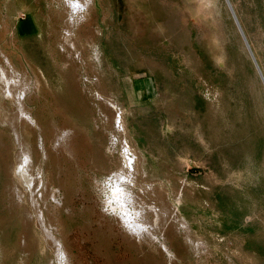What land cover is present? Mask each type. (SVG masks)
Masks as SVG:
<instances>
[{"label": "rangeland", "instance_id": "1", "mask_svg": "<svg viewBox=\"0 0 264 264\" xmlns=\"http://www.w3.org/2000/svg\"><path fill=\"white\" fill-rule=\"evenodd\" d=\"M67 1L0 0V264H64L46 230L70 264H264V0Z\"/></svg>", "mask_w": 264, "mask_h": 264}, {"label": "bare ground", "instance_id": "2", "mask_svg": "<svg viewBox=\"0 0 264 264\" xmlns=\"http://www.w3.org/2000/svg\"><path fill=\"white\" fill-rule=\"evenodd\" d=\"M68 3H69V5L71 6L70 8L71 9H74V10H76V9H78V8H80V9H82L83 7H86L87 5H89V3L90 2H93V1H90V0H74V1H72V0H68L67 1ZM76 5H78V6H76ZM79 9V10H80ZM84 9V8H83ZM73 11V10H72ZM74 12V11H73ZM72 12V13H73ZM77 12V11H76ZM75 13V12H74ZM77 14V13H76ZM71 17V16H70ZM75 17V16H74ZM82 18V17H81ZM75 19V18H74ZM79 20V19H78ZM73 22V21H72ZM67 41V40H66ZM4 72V71H3ZM5 73V72H4ZM8 74H10V73H8ZM4 75V74H3ZM12 75V74H11ZM4 76H6V75H4ZM14 76H15V74H14ZM17 76V75H16ZM3 77V76H2ZM11 77V76H10ZM9 77V78H10ZM18 78V77H17ZM5 79V77L2 79V80H4ZM10 80H11V78H10ZM9 80V81H10ZM17 81H18V79H16ZM6 81H7V79H6ZM23 81V80H22ZM21 81V82H22ZM12 82H14V81H12ZM6 84V83H5ZM3 85L4 87L7 85ZM8 84H9V82H8ZM15 85H17L16 83H14ZM26 84V83H25ZM28 84V83H27ZM10 85V84H9ZM9 85L8 86H6V88L5 89H7L6 91L7 92H9V93H13L14 94V92L16 91L15 90V87L14 86H11V87H9ZM12 85H13V83H12ZM23 85V84H22ZM18 86V85H17ZM25 86V85H24ZM21 87V86H20ZM19 87V88H20ZM27 88V87H26ZM14 91V92H13ZM19 91V90H18ZM17 91V92H18ZM22 91V90H21ZM24 91H25V87H24ZM27 91V90H26ZM25 91V92H26ZM17 92H15V93H17ZM23 92V91H22ZM23 94V97H24V94L25 93H22ZM21 94V95H22ZM11 96H13V95H11ZM14 96H15V94H14ZM17 96V95H16ZM18 97H19V95H18ZM22 96H21V98H23ZM14 99H17L16 97L14 98ZM18 101H19V99H18ZM21 101V100H20ZM20 118V117H19ZM121 126V125H120ZM122 127V126H121ZM120 130V129H119ZM63 131H65V130H63ZM62 131V132H63ZM121 131V130H120ZM65 133V132H64ZM67 133H69V132H66V134H62V136H59L60 137V140H63V141H66V138H67ZM61 135V134H60ZM59 137H58V140H59ZM71 137V136H70ZM71 139V138H70ZM55 140V139H54ZM69 140V139H68ZM60 142V141H59ZM70 142V141H69ZM122 142V141H121ZM65 143V142H64ZM123 143H124V141H123ZM60 144V143H59ZM66 144V143H65ZM56 145H57V143H56ZM61 145V144H60ZM53 146H55V145H53ZM62 146V145H61ZM66 146V145H65ZM56 147V146H55ZM59 147V146H58ZM67 148L68 147H70V146H66ZM125 147L126 146H124V149H125ZM66 148V149H67ZM127 149V148H126ZM68 150V149H67ZM66 150V151H67ZM63 151H64V149H63ZM124 151V150H123ZM130 151V150H129ZM71 152V151H70ZM128 152V151H127ZM129 153V152H128ZM125 154V153H124ZM128 155V154H127ZM126 160V159H125ZM25 164V163H24ZM112 164V163H111ZM122 164V163H121ZM129 163H125V167H127V165H128ZM116 165H119V163L118 164H116ZM113 166H114V164H113ZM117 167L118 166H116V169H117ZM124 167V169H127V168H125ZM131 167V166H130ZM129 167V168H130ZM24 170H25V173L24 174H26V169L25 168H23ZM30 169V168H29ZM131 169H132V167H131ZM130 169V171H128L127 173H125V172H122L121 173V175L118 173V174H116L115 175V178H113V179H116V180H112L113 181V187H111L112 188V193H111V191H110V193H111V195L110 196H112V198H113V200H115V202H117L119 205H120V210H118L119 211V213H120V211H122V214H120L121 216H120V218L122 217V223H124L123 225H125L124 227L126 228V229H128V230H126V231H129V233L131 234L130 236H131V238L133 237V239H142V241H146V240H152L153 238H154V236H156L157 234H158V232L161 230L160 229V226H164L165 224V222H163V219H164V217L166 216V215H168V204L167 205H164V203H162L163 205H161V208L159 207V210L158 209H156L155 207H153L152 206V204L150 203L149 204V202H148V200L145 202V199H143V201L145 202V204L147 205V209H144V208H138L139 209V211L138 212H132L134 209H136V207H137V203H138V199H137V196L136 195H138V194H136V195H134V193L132 192L133 190H134V178H133V173L135 172V171H133L132 172V170ZM118 170V169H117ZM122 170V169H121ZM124 171V170H123ZM29 172H31V171H29ZM113 172V171H112ZM115 174V173H114ZM28 175V174H27ZM114 176V175H113ZM134 177H136L135 175H134ZM111 180V179H110ZM136 187H137V185H135ZM148 188V187H147ZM136 189V188H135ZM143 189V188H142ZM142 189H140L141 190V192H142ZM144 190V189H143ZM150 191V190H149ZM153 191V190H152ZM141 192H139V193H141ZM145 192V191H144ZM147 192V191H146ZM157 193V192H156ZM147 194V193H146ZM155 194V193H154ZM160 194H162V195H165V194H163V193H161L160 192ZM159 194V195H160ZM141 195H142V193H141ZM141 195H140V197H141ZM145 195V194H144ZM149 195V197L150 198H153L154 197V195H153V193H149L148 194ZM158 195V196H159ZM157 196V197H158ZM148 197V198H149ZM160 197H161V195H160ZM164 197V196H163ZM143 198V197H142ZM147 198V197H146ZM154 198H156V197H154ZM110 199H111V197H110ZM162 198H160V200H161ZM151 200V199H150ZM110 201H112V199L110 200ZM159 201V200H158ZM162 201V200H161ZM164 201V200H163ZM35 202V201H34ZM113 202V201H112ZM140 202V201H139ZM154 202V201H153ZM152 202V203H153ZM155 202H157V200L155 201ZM164 202H166V201H164ZM37 204V203H36ZM55 204V203H54ZM53 204V205H54ZM157 204H159V203H157ZM57 205V204H56ZM118 205V206H119ZM144 205V204H143ZM145 205V206H146ZM109 206V205H108ZM115 206V205H114ZM139 206H142V205H139ZM151 206V207H150ZM156 207L158 206V205H155ZM160 206V205H159ZM36 207V206H35ZM56 207V206H55ZM38 208V207H37ZM52 208H53V206H52ZM57 208V207H56ZM115 208V207H114ZM112 208H110V210H111ZM117 209H119V208H117ZM133 209V210H132ZM173 210V209H172ZM38 213V212H37ZM114 213V212H113ZM172 213V212H171ZM39 214H41V213H39ZM38 214V215H39ZM153 214H154V216L156 215V218H157V216H161V217H163V219L161 218V221L163 222V224L164 225H160L161 223H160V220L159 221H157L156 219L154 220L155 222H152V221H150V217L151 216H153ZM38 215H37V218H38ZM117 215V214H116ZM174 215V214H173ZM171 216H172V214H171ZM153 218V217H152ZM160 218V217H159ZM166 218H168V217H166ZM171 218V217H170ZM169 218V219H170ZM168 219V220H169ZM172 219H173V217H172ZM166 220V219H165ZM175 220V219H174ZM38 221H39V223L41 224V226L43 225V220H42V217H41V215L39 216V219H38ZM170 221V220H169ZM159 222V223H158ZM45 223V222H44ZM168 224V223H167ZM166 224V225H167ZM169 225V224H168ZM45 227H47V225L45 226ZM45 227H41V228H44V230H46L45 229ZM49 229V228H48ZM43 230V231H44ZM53 230V229H52ZM54 231V230H53ZM45 232V231H44ZM54 234L55 233H53V232H49V231H47L46 230V236L48 237V240H50L51 241V243L53 244V246L56 248V250H57V255H58V260L60 261V262H63L64 264H70V262H69V259H68V256H67V254H66V252L64 251V249L61 247V243H59V241H58V239L54 236ZM47 240V239H46ZM136 240V241H137ZM155 241V240H154ZM138 242H139V240H138ZM151 242V241H150ZM148 243V242H147ZM152 244V243H151ZM162 249H164V247L162 248Z\"/></svg>", "mask_w": 264, "mask_h": 264}, {"label": "water", "instance_id": "3", "mask_svg": "<svg viewBox=\"0 0 264 264\" xmlns=\"http://www.w3.org/2000/svg\"><path fill=\"white\" fill-rule=\"evenodd\" d=\"M254 59V58H253ZM254 62H255V60H254ZM255 64H256V62H255ZM256 66H257V64H256ZM257 69H258V71H259V68H258V66H257Z\"/></svg>", "mask_w": 264, "mask_h": 264}, {"label": "snow or ice", "instance_id": "4", "mask_svg": "<svg viewBox=\"0 0 264 264\" xmlns=\"http://www.w3.org/2000/svg\"><path fill=\"white\" fill-rule=\"evenodd\" d=\"M76 6H78V5H76Z\"/></svg>", "mask_w": 264, "mask_h": 264}]
</instances>
